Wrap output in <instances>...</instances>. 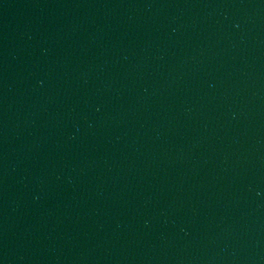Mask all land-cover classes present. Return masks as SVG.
Instances as JSON below:
<instances>
[{"label": "water", "instance_id": "1", "mask_svg": "<svg viewBox=\"0 0 264 264\" xmlns=\"http://www.w3.org/2000/svg\"><path fill=\"white\" fill-rule=\"evenodd\" d=\"M0 264H264V0H0Z\"/></svg>", "mask_w": 264, "mask_h": 264}]
</instances>
